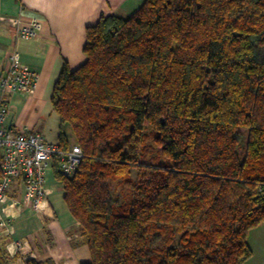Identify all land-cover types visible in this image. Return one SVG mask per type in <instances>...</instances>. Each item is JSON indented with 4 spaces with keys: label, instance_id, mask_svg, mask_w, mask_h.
Returning a JSON list of instances; mask_svg holds the SVG:
<instances>
[{
    "label": "trees",
    "instance_id": "obj_1",
    "mask_svg": "<svg viewBox=\"0 0 264 264\" xmlns=\"http://www.w3.org/2000/svg\"><path fill=\"white\" fill-rule=\"evenodd\" d=\"M83 52L51 96L59 146L70 130L83 154L71 177L53 165L82 264L247 262L264 224V0H144L87 27ZM148 139L159 152L140 162Z\"/></svg>",
    "mask_w": 264,
    "mask_h": 264
},
{
    "label": "crops",
    "instance_id": "obj_2",
    "mask_svg": "<svg viewBox=\"0 0 264 264\" xmlns=\"http://www.w3.org/2000/svg\"><path fill=\"white\" fill-rule=\"evenodd\" d=\"M144 0H0V79L7 72L9 56L18 52L21 63L38 73L34 91L7 97L10 110L7 124L14 131L26 130L48 142H59V118L52 109L51 96L63 63L71 70L84 64L85 32L102 16H132ZM15 20L41 21L43 31L37 39L18 37ZM75 143V142H74ZM73 143L69 141L71 146ZM13 185L9 196L19 198ZM47 195L39 213L9 202L0 205V235L9 238L6 250L15 257L10 264L28 261L51 264H82L91 260L77 223L64 202L63 185L53 169L47 174ZM20 248L12 254L10 243ZM252 257L244 264H264V224L248 233Z\"/></svg>",
    "mask_w": 264,
    "mask_h": 264
},
{
    "label": "built area",
    "instance_id": "obj_3",
    "mask_svg": "<svg viewBox=\"0 0 264 264\" xmlns=\"http://www.w3.org/2000/svg\"><path fill=\"white\" fill-rule=\"evenodd\" d=\"M15 23L18 37L26 40L37 39L44 28L38 20H15ZM9 62L7 72L0 79V205L11 202L39 213L48 192L47 174L54 163L57 162L64 177H71L82 163L83 154L78 145L63 150L59 142H48L40 135L22 129L14 131L8 126L10 105L7 97L34 91L40 78L21 63L18 52L9 56ZM14 184L19 194L15 200L9 196ZM5 226L0 220V227ZM10 245L15 255L20 244L12 242Z\"/></svg>",
    "mask_w": 264,
    "mask_h": 264
},
{
    "label": "rangeland",
    "instance_id": "obj_4",
    "mask_svg": "<svg viewBox=\"0 0 264 264\" xmlns=\"http://www.w3.org/2000/svg\"><path fill=\"white\" fill-rule=\"evenodd\" d=\"M69 129V128H68ZM68 140L71 142V143H73L72 145H76L74 142H75V140H74V137H73V135H72V133H71V131L70 130H68ZM71 145V146H72ZM158 150L153 146V144H152V142H151V139H148V140H146V142H145V149L143 150V155L141 156V159H140V162H146V163H150L151 162V158L155 155V153H157L158 154ZM163 159H159V162L160 163H163ZM134 175H135V173H134V171L132 170L131 171V176H132V178L134 177ZM115 187V193L117 194V195H119V193H120V191H121V187L120 186H117V185H114Z\"/></svg>",
    "mask_w": 264,
    "mask_h": 264
}]
</instances>
